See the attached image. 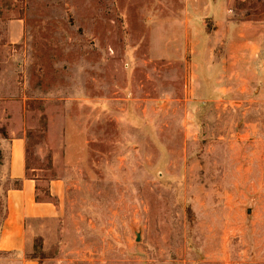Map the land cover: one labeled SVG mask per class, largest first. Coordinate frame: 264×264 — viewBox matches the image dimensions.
Returning a JSON list of instances; mask_svg holds the SVG:
<instances>
[{
    "label": "rangeland",
    "instance_id": "1",
    "mask_svg": "<svg viewBox=\"0 0 264 264\" xmlns=\"http://www.w3.org/2000/svg\"><path fill=\"white\" fill-rule=\"evenodd\" d=\"M183 3L0 0V137L24 136L58 206L0 264H264L261 61L230 30L184 26ZM230 6L264 21V0Z\"/></svg>",
    "mask_w": 264,
    "mask_h": 264
},
{
    "label": "crops",
    "instance_id": "2",
    "mask_svg": "<svg viewBox=\"0 0 264 264\" xmlns=\"http://www.w3.org/2000/svg\"><path fill=\"white\" fill-rule=\"evenodd\" d=\"M231 2L232 0H184L182 10L185 19L184 26L192 28L196 17H200V21L212 23L218 30H230L231 43L235 46H238L240 40L254 41L250 44L254 45V55L257 60L261 61V67L258 68L264 74V21L236 20L230 6ZM252 27L263 29L253 40L246 36L247 31ZM22 29V20L11 21L9 34L13 42L20 39ZM249 49L250 46L246 47L248 53H250ZM26 157L24 136L0 137V175L5 170V176L0 177V180L4 179V182L8 183L7 187L2 190L4 209L0 213L1 254L14 251L24 253L28 235L33 232V224L53 222L58 219L57 204L38 199L37 183L28 177ZM16 182L20 187L16 188L11 185ZM59 190L58 181H52L50 195H58ZM22 264H38V261L29 258Z\"/></svg>",
    "mask_w": 264,
    "mask_h": 264
},
{
    "label": "trees",
    "instance_id": "3",
    "mask_svg": "<svg viewBox=\"0 0 264 264\" xmlns=\"http://www.w3.org/2000/svg\"><path fill=\"white\" fill-rule=\"evenodd\" d=\"M15 187L18 188V187H20V185L16 182V183H15ZM31 258H32V259H36L35 257H31ZM38 264H41V263L38 261Z\"/></svg>",
    "mask_w": 264,
    "mask_h": 264
}]
</instances>
